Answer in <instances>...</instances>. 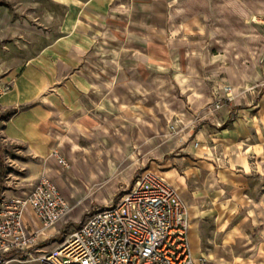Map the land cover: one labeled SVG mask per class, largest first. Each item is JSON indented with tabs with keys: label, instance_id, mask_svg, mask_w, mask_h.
<instances>
[{
	"label": "rangeland",
	"instance_id": "374dc122",
	"mask_svg": "<svg viewBox=\"0 0 264 264\" xmlns=\"http://www.w3.org/2000/svg\"><path fill=\"white\" fill-rule=\"evenodd\" d=\"M167 1L162 6L158 0H117L120 11L114 12L112 23L118 26V39L125 40L123 26L138 18L134 8L183 9L193 2ZM70 2L0 0V86L6 89L0 94V149L6 169L1 196H25L48 174L74 207L67 219H77L23 256L20 264H42L38 258L44 250L58 247L90 212L117 202L149 171L176 187L186 201L199 264H264V158L247 173L235 167L244 175L240 183L229 185L219 175L189 176L195 164L182 152L187 143L175 139L183 127L169 120L156 101L146 107L127 96L123 63L110 65L111 57L124 56V44L104 32L108 21L88 11L78 29L64 31ZM193 3L208 12L200 18L211 31L212 55L222 63L213 93L222 95L230 85L236 95L231 107L251 105L254 110L253 95L264 94V0ZM163 20L149 17L150 24ZM78 58L85 62L77 63ZM14 108L17 113L11 114ZM248 115L264 122V109L260 116L257 111ZM56 151L66 158L68 169L59 166ZM166 156L170 159L164 164Z\"/></svg>",
	"mask_w": 264,
	"mask_h": 264
},
{
	"label": "crops",
	"instance_id": "0c3cea01",
	"mask_svg": "<svg viewBox=\"0 0 264 264\" xmlns=\"http://www.w3.org/2000/svg\"><path fill=\"white\" fill-rule=\"evenodd\" d=\"M116 1L71 0L64 31L72 33L78 29L82 16L88 11L100 20L108 21V26H102L107 28L104 32L114 34L116 41L124 44L125 50L124 56H116L114 60L111 57L110 65L116 66L118 60L123 63L127 96L140 99V104L146 107L152 104L151 101H156L169 120H175L183 127L175 139L187 143L182 152L189 163L195 164L189 167L187 174L202 177L219 175L229 185L242 182L244 175L238 174L235 167L243 168L247 173L253 162L260 165L264 158V122L248 115L256 111L261 115L264 94L262 98L253 95L254 110L251 105L234 109L230 103H225L219 111L211 112L209 106L215 100L212 88H216L220 80L222 63L212 55L211 31L200 18L208 14L206 9H198L193 3L196 0H191L193 2L183 9H162L161 6L152 9L149 4L134 8V16L140 19L133 18L130 24L123 26L125 40L122 41L117 37L118 26L112 23L114 12L120 11ZM159 1L162 6L166 5V0H158V4ZM153 16L164 18L162 24H150L149 17ZM81 61L85 62V59L78 58L77 63ZM19 87L18 93L22 94ZM12 97L16 94L8 98ZM13 110L17 113L16 108ZM233 110L238 113L236 118ZM169 159L166 156L164 164ZM74 220L77 221L73 217L66 219L54 231L60 232L63 225ZM33 226L39 227V224L32 217ZM199 237L200 231L197 239ZM56 248L53 246L43 252Z\"/></svg>",
	"mask_w": 264,
	"mask_h": 264
},
{
	"label": "built area",
	"instance_id": "2783aa9c",
	"mask_svg": "<svg viewBox=\"0 0 264 264\" xmlns=\"http://www.w3.org/2000/svg\"><path fill=\"white\" fill-rule=\"evenodd\" d=\"M215 89V88H214ZM6 91L0 86V94ZM214 92L211 112L236 99L230 85ZM58 164L68 169L56 151ZM58 184L43 174L29 194L0 196V264H20L52 240L54 229L73 211ZM32 217L39 227L32 228ZM189 208L179 190L154 172H146L117 202L98 206L89 219L56 249L38 258L42 264H199L190 241Z\"/></svg>",
	"mask_w": 264,
	"mask_h": 264
},
{
	"label": "trees",
	"instance_id": "16d2710c",
	"mask_svg": "<svg viewBox=\"0 0 264 264\" xmlns=\"http://www.w3.org/2000/svg\"><path fill=\"white\" fill-rule=\"evenodd\" d=\"M11 114H14L15 113V110L11 111L10 112ZM0 196H1V193L4 189V179H5V166L3 164V161H2V151L0 149Z\"/></svg>",
	"mask_w": 264,
	"mask_h": 264
},
{
	"label": "bare ground",
	"instance_id": "6f19581e",
	"mask_svg": "<svg viewBox=\"0 0 264 264\" xmlns=\"http://www.w3.org/2000/svg\"><path fill=\"white\" fill-rule=\"evenodd\" d=\"M190 239L194 249L196 250L197 240H196V232L194 226H190Z\"/></svg>",
	"mask_w": 264,
	"mask_h": 264
}]
</instances>
